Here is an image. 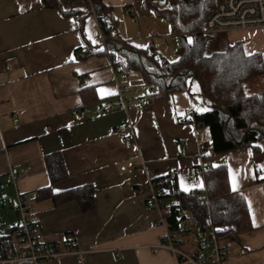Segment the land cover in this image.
Here are the masks:
<instances>
[{
    "label": "crops",
    "instance_id": "crops-1",
    "mask_svg": "<svg viewBox=\"0 0 264 264\" xmlns=\"http://www.w3.org/2000/svg\"><path fill=\"white\" fill-rule=\"evenodd\" d=\"M105 2L114 18L115 7L128 6L137 23L138 34L131 30V18H124L127 27L116 18L118 37L147 46L136 43L145 39L141 17L155 15L145 0ZM92 23L100 31L90 14L78 21L44 8L42 0H0V185H13L14 208L19 195L33 204L44 241L78 242L77 253L43 264H185L168 249L155 247L167 227L159 222L162 212L150 208L147 199L153 180L170 173L177 174L184 191L204 188L203 174L192 171L202 162L228 165L232 188L245 195L254 226L238 240H221L228 252L223 264H264V140L258 151L243 147L210 155L209 128H196L185 116L188 107L204 110L193 106L197 97L177 92L146 109L140 100L148 85L143 81L140 86L135 78H128L131 91L124 109L116 80L120 73L105 50L92 45L87 32ZM236 41L244 43L247 54L264 55V28L214 33L206 53L223 51ZM88 89L90 103L83 106L81 92ZM77 109L85 112L84 118L76 116ZM129 125L137 145H126L120 131ZM55 152L62 155L67 176L52 182L45 156ZM83 185L95 189L90 211H82L77 199L36 197L42 188L60 193ZM15 211L19 220L12 227L21 222ZM2 224L0 218V233H8ZM197 231L181 234L183 247L192 248Z\"/></svg>",
    "mask_w": 264,
    "mask_h": 264
},
{
    "label": "trees",
    "instance_id": "trees-1",
    "mask_svg": "<svg viewBox=\"0 0 264 264\" xmlns=\"http://www.w3.org/2000/svg\"><path fill=\"white\" fill-rule=\"evenodd\" d=\"M218 1L166 0L162 4L145 0L146 6L165 19L172 33L177 35L175 60L160 58L153 44L138 47L120 39L117 34L119 22L112 16V6L107 5L105 0H42V6L56 9L66 16L83 18L90 14L91 2L116 70L119 73L140 71L144 83L155 87L154 92L145 95L144 108L150 109L177 92L187 91L193 97L198 95L200 103L206 108L195 110L191 121L196 128H209L210 155L243 147L258 151V143L264 140V89L247 93L245 85L253 79H264V55L260 52L247 54L242 41H236L223 51L206 53L212 35L205 34L203 30ZM76 3H81L83 7H74ZM100 52L104 53V50ZM194 81L199 85L198 92L192 91ZM90 91L81 92L83 106L90 103L87 96ZM95 100L92 98V101ZM45 162L52 182L67 176L60 153L46 155ZM203 177L204 188L189 191L179 187L176 173L153 180L155 190L162 199V212L168 230L183 232V220L190 221L197 230L212 226L218 228L221 240H238L240 234L252 230L254 226L245 195L233 190L228 165H211L204 171ZM94 193L92 185L60 193L46 187L38 190L36 197L50 196L55 201L77 199L82 211L86 212L95 206ZM232 225L236 229L231 228ZM17 227H10L6 234L0 233V259L17 247Z\"/></svg>",
    "mask_w": 264,
    "mask_h": 264
},
{
    "label": "built area",
    "instance_id": "built-area-1",
    "mask_svg": "<svg viewBox=\"0 0 264 264\" xmlns=\"http://www.w3.org/2000/svg\"><path fill=\"white\" fill-rule=\"evenodd\" d=\"M159 1L155 0V2ZM89 13L97 19L91 2ZM75 18L78 21L82 19L80 16ZM251 28H264V0H219L214 11L206 20L203 32L212 35L217 32ZM114 31H116V28ZM101 39L104 43V50L110 57L109 50L105 44L106 36L102 32ZM128 76V71H122L120 72V78H116L119 83V101L124 109L128 108L127 95L131 91L130 86L127 84ZM147 89L149 92L155 91L153 85H148ZM140 103L143 105L145 98H142ZM75 114L80 119L85 117V112L79 109L76 110ZM194 114L195 110L192 107H188L185 116L193 119ZM186 117L182 121H186ZM13 121L18 124L19 117L17 115L14 116ZM120 131L124 132L126 145H137L132 125L120 128ZM205 148L206 145H200V150L204 151ZM210 166L209 162H202L192 166V171L203 174ZM149 193L147 205L162 212V199L156 192L153 182L151 183ZM15 208L21 218V222L16 230L19 235V242L14 250L8 252L5 257L0 259V264H43L56 257L78 252V242L76 240H71L65 245H58L47 243L42 239L39 234L38 215L34 210L33 204L25 196H18ZM159 222L167 227L163 212L159 218ZM182 228L184 231L181 233L171 232L167 228V232L161 242L155 247L168 249L180 259H183L185 264H223L226 261L228 252L218 237V228L212 226L207 229H199L191 249L183 247L180 236L184 232L195 229V226L190 221L183 220ZM231 228L236 229V226L232 225Z\"/></svg>",
    "mask_w": 264,
    "mask_h": 264
},
{
    "label": "rangeland",
    "instance_id": "rangeland-1",
    "mask_svg": "<svg viewBox=\"0 0 264 264\" xmlns=\"http://www.w3.org/2000/svg\"><path fill=\"white\" fill-rule=\"evenodd\" d=\"M74 7H83L81 3L74 4ZM114 13L116 18L120 21V25L127 27L126 20H129L131 18L134 21L133 28L131 30H135V32L138 34L137 30V23L134 19V17L131 15V13L128 10V6H117L114 8ZM91 22H93L91 20ZM141 27L143 31V36L145 37L144 41H138L136 42L138 45L144 46L153 44L156 47V54L161 58H166L169 60H175L177 59V47H178V38L176 34H173L171 31L170 24L163 18H161L158 15H149L141 17L140 19ZM130 27V26H129ZM88 37L92 39V45L96 46L98 45L99 50H104V43L101 39V34L97 26L92 23L89 25V28L87 29ZM124 38H126L123 34H121ZM151 35H154V37H151ZM210 42V39L208 41V44ZM89 46H87L88 48ZM208 51V50H207ZM128 78H135L137 79L140 86H144L142 80V75L140 71L131 70L128 72ZM130 82V79L127 80ZM247 93H252L254 91H261L264 89V79H253L246 83L245 85ZM192 91L198 92L199 91V85L196 81L192 83ZM197 99L196 101H192V104L195 108L202 110L205 109L206 106L202 105L200 103V97L196 95ZM4 189L5 192H2ZM14 189L13 185L7 183H4L3 185H0V218L3 221V224L1 225V228L4 232H9L10 227H12L14 224H16L19 220V217L15 211V208L13 207L15 205V196H14ZM194 232V229L185 232V234H191Z\"/></svg>",
    "mask_w": 264,
    "mask_h": 264
},
{
    "label": "snow or ice",
    "instance_id": "snow-or-ice-1",
    "mask_svg": "<svg viewBox=\"0 0 264 264\" xmlns=\"http://www.w3.org/2000/svg\"><path fill=\"white\" fill-rule=\"evenodd\" d=\"M181 184H182V187H183V186H184V185H183V181L181 182ZM185 190H187V188H185Z\"/></svg>",
    "mask_w": 264,
    "mask_h": 264
}]
</instances>
